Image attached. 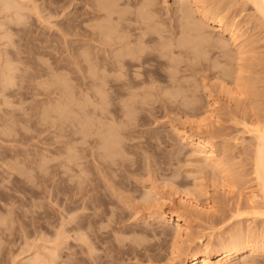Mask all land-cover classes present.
<instances>
[{
    "label": "rangeland",
    "instance_id": "1",
    "mask_svg": "<svg viewBox=\"0 0 264 264\" xmlns=\"http://www.w3.org/2000/svg\"><path fill=\"white\" fill-rule=\"evenodd\" d=\"M2 1L0 264H38L39 260L41 264L43 259V263L47 264L53 261V264H171L166 256L170 251V235L167 237L166 234L155 233L163 230L171 232L172 224L147 221L140 216L144 208L140 210L138 204L141 205L140 199L145 196L143 193L149 191L151 186L167 199L166 202L172 199L179 202L191 189L193 196L202 204L207 201L204 205L214 204V215L211 213L198 220L190 218V230L196 236L200 233L217 236L220 232L228 231L238 220L244 226L250 223L256 225L251 218L249 221L246 218H234L230 222L229 212L230 204L239 199L245 206L250 203L252 184L246 183L232 200L231 195L227 196L221 187L215 188L213 182L200 172L198 158L192 156L191 147L180 140L174 129L186 128L194 134L203 131L197 130L195 124L207 116L202 111L207 107V95L214 80L213 44L219 40L229 49H236L227 33L216 35L219 32L214 31L213 24L201 19L203 16L189 2L190 17H186L178 9L180 0H154L155 7H152L148 18L145 15L144 0H103L116 3L120 10L124 9L131 16L126 21L131 23V29H124V34L135 38L142 32L138 27L143 26L152 32L153 37L145 43L152 53L146 64L147 81L142 80L145 78L143 75V82L133 89L136 93H126L121 97L115 93L116 85L113 83H108L106 88L109 92L103 93L101 81H82L75 79L69 72L67 58L71 47L79 48L86 43L81 36L70 33V18L76 16L81 19L82 14L93 10L91 8H94L95 0H18L19 3L13 4H19V9L17 5L16 9L12 7L14 5L10 7L13 12L10 9L4 10ZM9 1L11 4L17 0ZM233 1L202 0L203 4L200 5L210 11L209 7L213 8L215 4H228L224 14L235 17L240 31L245 33L239 40L248 38L255 43L257 51H263L264 39L254 27L249 28L247 23L254 9L249 6L244 8L242 0L236 5ZM87 15L82 18L90 17ZM102 20L104 18L88 21L86 26L97 28L96 24ZM195 25H199V28L192 29ZM181 41H186L184 48L176 46ZM9 69L10 73L12 71V81H15L13 85L10 82L12 78L4 76ZM140 70L143 71V68ZM10 73L7 74L9 77ZM257 76L264 77V74L257 73ZM2 79L4 82L8 79L6 85ZM263 82L264 79L259 84L263 85ZM124 103H127L128 108ZM141 105L150 108L143 109ZM200 106L203 108L198 110ZM232 123H227L231 128L226 130L233 136L241 133V140H238L240 146V141L244 142L243 137L246 140L249 135L243 132L241 124ZM87 134L89 137H86ZM234 143L232 140V146H235ZM96 165H100L99 169ZM197 181L202 182L201 190L195 187ZM211 196H214L216 204L208 198ZM97 207L100 209L97 210ZM221 216L224 220L213 228L208 227L210 217ZM257 227L263 229L261 224ZM110 245L114 248L118 246V255L110 256ZM120 249L123 253L119 252ZM49 251H56V254ZM111 252L116 254L115 251ZM50 253L53 256L59 255L54 260ZM37 254H42V257L39 256V259ZM43 255H49L52 261L49 256L47 259ZM114 256L117 257L116 261L112 260ZM48 260L52 263H48ZM255 260L264 262V255L255 256ZM236 263L242 264L241 260Z\"/></svg>",
    "mask_w": 264,
    "mask_h": 264
},
{
    "label": "bare ground",
    "instance_id": "2",
    "mask_svg": "<svg viewBox=\"0 0 264 264\" xmlns=\"http://www.w3.org/2000/svg\"><path fill=\"white\" fill-rule=\"evenodd\" d=\"M6 1L8 3L10 2L9 0H3L2 2H4V4L3 3H1V4H3L4 10H8V11L12 10V9H10V7H11V5H14L13 3H16V2L19 3L20 2L17 0L15 2H12L11 4L10 3L8 4ZM70 1H72V0H70ZM105 1L95 0V6H94V8H91L93 10L92 11H89V10L86 11L84 14H82L80 16L81 19L76 18V16L70 18L71 19L70 23H69L70 33H72L73 35L81 36L82 39H84L86 41V43L81 45L79 48H76L74 46L71 47V50H70L71 53L69 52L70 55L67 58L68 68H69V72L72 74V76L75 79H80L82 81H90V82L101 81L100 88H101V91H103V93L109 92L108 89L106 88V85L108 83L115 84L116 85L115 93L122 97L126 93H130V94L136 93L133 91V89H135L137 87L138 83L143 82V81L144 82L147 81L148 75H146L145 71H146V68L148 66L146 67V64L148 63V60H149L152 53H151V51H149L146 48L145 43L147 41L152 40L153 37H152V32L148 31L143 26L138 27V29L142 30V32L135 38H131L130 36L124 34V31H123L124 29H126V28L131 29V26L129 25L131 23H129V24L126 23L127 20L129 21L131 16L129 14H127L125 11H123L124 9L120 10V8L118 7V5L116 3H106ZM144 1H145L144 7L146 8L145 15H146V17L149 18L148 14H150L152 7L155 5V2H154V0H144ZM238 1H240V0L233 1V4H235V5L238 4ZM188 2L191 3L192 6H194L195 9L203 16V18L200 17L201 19L205 20L207 23L213 24L214 31L219 32V33H216V35H225L227 33L229 35V39H231V41H233L235 43L236 49H234V50L229 49L228 46L221 44V42L219 40L213 44V47L215 48L214 49V57H215L214 59L215 60H214L213 68L215 70H214V72L212 71L213 72L212 78L214 80L212 82V88H211L210 92L208 93L209 95H207L208 96L207 107L205 106L206 108L202 111V113H204L203 115L207 114V116H206V118L204 117L203 119H200V121L198 120L197 123L195 124L197 130L203 129V131L199 134H194V133H190L186 128L182 129L179 127H175L174 129H176V131L180 137V140L183 143H186L188 146L191 147L192 152H193L192 156H196L198 158V164H199L200 172L202 174H204V176L206 178H208L210 181L213 182V185L216 186L215 188L218 189V187H221L222 191L225 194H227V196L231 195L230 198H232V200L234 197L237 196L236 195L237 192H239V191L241 192V190H243L244 185L246 183L252 184V189H253L252 195L253 196H251V197L249 196L251 199L249 200L250 203H248V205L246 204V206H245V205L241 204V201H239L240 199L238 201H236L234 204H230L231 205L230 209H229V212L231 213L230 222L234 218H246L247 220L249 218H251V219H253V222H255L257 226L259 224H261L263 229L260 230V229H258V227L256 225H250L251 223L248 224L247 226H244L241 223L242 221L238 220V223H233L234 225L228 231L220 232L217 236H215L216 234L214 235L212 233H208V234L207 233H200L201 235H199V236L194 235L190 230V228H191V226H190L191 225V223H190L191 219L190 218H197L196 220H198V218H202L204 216L208 217L211 213L214 215L216 212L214 211L215 209L213 210L214 204L204 205L208 201L202 204L201 203L202 201L199 202V200H197L196 197L193 196V194H192L193 191L192 192L190 191L191 189L188 192H186L183 197H181V200H179V202H177L179 204H177L173 199L166 202L167 199L164 196L160 195L159 192H156L155 189L153 190L152 189L153 186H151V188L148 189L149 191H147L146 193H143V195L145 194V196H143V198L140 199L141 205L138 204V207L141 206L140 210L142 208H144V210H142L143 213L140 216L142 219L147 220V221H157V222H164L167 224L168 223L172 224L173 230L171 232L163 230L160 232L156 231V233H155V235L166 234L167 237H168V235H170V241H171L170 247H169L170 251H169V253H167V255L166 254L165 255L168 257L167 261L169 260V262H171V264H237L236 262L238 260H241L242 264H264V262H259V261L255 260V256L264 255V82H263V85L259 84L260 81L264 79V77H258L257 76V73H263L264 74V50L263 51H257V48L254 45L255 43L253 44V41L249 40L248 38L243 39V40H239L242 38L241 36H243L245 33H242L240 31L239 24H237V22H236L237 19L235 17L231 18V15L226 14V13L224 14V12L227 11V9H228V6H227L228 4H225L222 6L220 4L216 5L214 3L215 7L214 6H212L213 8L209 7L210 11H208L205 9L206 7L203 8L200 5L202 3V0H180V4H179L178 9L181 12L185 13L186 17H190V6L191 5L190 4L188 5ZM6 3L8 4L7 5L8 7H6ZM165 3H166V1H165ZM242 3H243L244 8L249 6V7H252L254 9V11L252 9V11L254 12L252 14V18H248L247 23L249 24V28L254 27L257 30L258 35H261V38L264 39V0H242ZM16 5H14L12 7L15 8V6H16L18 8L19 4H16ZM239 5H240V3H239ZM89 6H91V5H89ZM5 7H6V9H5ZM35 8L37 9V7H35ZM15 9H14V11L16 12ZM237 10H238V8H237ZM12 12H13V10H12ZM18 12H20V11H18ZM233 12H236V10H233ZM10 14H12V13H10ZM87 14H89L90 17H85V18L83 17L82 18V16H84V15L86 16ZM200 14H198V15L200 16ZM16 15H18V13ZM10 18H12V17H10ZM101 18H104V20H102V22L99 21L100 24H98V23L96 24L97 28H94L92 26H91V28H88L86 26V23L88 21H93L95 19L98 21ZM42 19H43V17H42ZM20 21H21V19H20ZM197 26H199V25L193 26L192 29H198L199 27H197ZM241 27H243V26H241ZM7 33H9V32H7ZM146 35H147V38H146ZM67 41L68 40H66V42ZM185 43H186V41H181V42H178L177 45L176 44L175 45L180 47V48H184L186 46ZM67 46H68V44H67ZM263 46H264V43H263ZM81 49H83V51H81ZM196 58H198V57H196ZM9 66H10V64H9ZM149 66H150V64H149ZM141 68H143V71L140 70ZM10 70L11 69H9V72H6V74H4V76L6 75L5 77L6 78L8 77V79L12 78V76H11L12 71L10 73ZM3 71H4V68H3ZM9 73H10L11 77H9L7 75ZM207 73H208V71H207ZM143 75H145V78H143L142 79L143 81H142L141 77ZM7 80L5 79V82H4L2 79L3 84L6 85ZM12 80H13V78L11 79L10 82L13 85V83L15 81L13 82ZM7 84H9V82H7ZM5 85H4V87H5ZM144 88H146V87H144ZM5 89H6V87H5ZM96 89H97V87H96ZM125 90H127V92H125ZM143 91H141V92H143ZM105 97H108V96H105ZM129 100H130V98H129ZM102 102H103V100H102ZM122 102L123 101H121V103ZM124 102H125V100H124ZM100 106H101V104H100ZM124 106L127 107V103H124ZM140 107H142V105ZM142 108L148 109L150 107H142ZM202 108H203V106L202 107L200 106V108H198V110H201ZM231 121L235 124H241L243 127V132L248 133L249 139L246 138V140H245V138L243 137V141L244 142L247 141V143L240 141L242 144L240 143V146H238V144H239L238 140L241 138V137H239L241 133L239 134V136L238 135L233 136L231 132L227 131L229 128H231L227 123L228 122L230 123ZM100 122L101 121H99V123ZM93 123H91V124H93ZM184 124H186V123H184ZM118 126H120V124ZM101 127H102V125H101ZM81 130H82V127H81ZM82 132H83V130H82ZM87 132L88 131H86V133ZM90 132H91V130H90ZM96 132H97V130H96ZM103 133H105V132H103ZM84 135H85V133H84ZM116 135H118V134H116ZM86 137H89V135ZM232 140H234L235 146H232L233 145ZM105 141H106V138H105ZM112 142H113V140H112ZM108 148H109V146H108ZM109 154H111V153H109ZM70 157H72V156H70ZM69 161H70V159H69ZM97 167H98L97 169H99L100 165ZM151 175L152 174H150V177H151ZM104 177H105V175H104ZM151 178H153V177H151ZM201 178L203 179V177H201ZM199 179H197V180H199ZM152 180H154V179H152ZM89 181H91V180H89ZM91 183H92V181H91ZM148 183H149V181H148ZM161 183H160V186H161ZM201 183H198V181H197V183L195 184V187L199 190H201L200 188L202 187ZM153 185H155V184H153ZM156 185H158V184H156ZM164 186H166V185H164ZM205 186L206 185H204V187ZM112 188H114V187H112ZM153 188H155V187H153ZM168 188H170V187H168ZM89 190H90V188H89ZM118 190L119 189L117 188V191ZM181 190H182V188H181ZM245 190H247V189H245ZM184 191L185 190H183V193H184ZM91 192H92V190H91ZM196 192H197V190H196ZM208 194H210V193H208ZM238 194H240V193H238ZM88 195H90V194H88ZM241 195H243V194H241ZM89 197L90 196H88L87 199H89ZM91 197H93V196H91ZM239 197H240V195H239ZM208 198H210L212 203H215L214 196H211ZM135 199L137 200V198H135ZM88 201H90V199ZM91 203H93V202H91ZM138 203H140V202H138ZM95 205H93V206H95ZM88 206H89V204H88ZM180 207H182V208H180ZM98 209H100V208L97 207V210ZM140 210H137V211L140 212ZM221 213L223 214V212H221ZM97 214H98V212H97ZM223 216H225V215L223 214ZM213 217H210V220H208L209 224L206 223L207 225H209L208 226L209 228H213L218 222L224 220L222 216L219 218H213ZM109 218L110 217H108V219ZM109 220H112V219L110 218ZM230 222H227V223L232 224ZM108 224H110V223H108ZM222 225L225 226L224 222ZM223 226H222V228H223ZM213 232H214V230H213ZM117 238H116V240L118 241ZM145 239L147 240L146 237H145ZM151 239H153V238H151ZM119 242H121V241L119 240ZM119 242H118V245H119ZM121 243H120V245H121ZM142 243H144V242H142ZM135 244H136V242H135ZM111 246L112 245H110V247ZM139 246L142 247L141 244ZM108 247H107V249H108ZM90 248H91V246H90ZM116 248H118V246H115V248H114V246H112L111 251L116 252L119 249L118 248L116 250ZM52 249L57 250V248H52ZM91 250H89V251H91ZM109 250H110V248H109ZM111 251H110V256L111 255H118L117 252H116V254H113V252H111ZM120 251H121V249L119 250V252ZM49 252H51V251H49ZM54 252L55 253H53V252H51V253L54 255V254H56V251H54ZM136 252L137 251H135V253ZM51 253H50V255H52ZM53 255L51 257H53V259L55 260V256H57L59 254H57L55 256H53ZM39 256L42 257V254L38 255V258H39ZM43 256H45V255H43ZM48 256L47 257L45 256V257L47 259H49ZM51 257L49 259L50 261H52ZM35 258H36V256H35ZM121 258L123 259V257H121ZM113 259H115V261H116L117 257L114 256V258H112V260ZM160 259H161V257H160ZM49 260H48V263H52ZM108 260H109V258H108ZM36 261H38V260H35V262ZM42 261L44 262V259ZM161 261H162V259H161ZM40 262H41V260H39V262H37V263L40 264ZM43 262L41 264L46 263V262L45 263H43ZM53 263H55V262L53 261ZM124 263H126V262L124 261ZM157 264H159V263H157ZM166 264H167V262H166Z\"/></svg>",
    "mask_w": 264,
    "mask_h": 264
}]
</instances>
